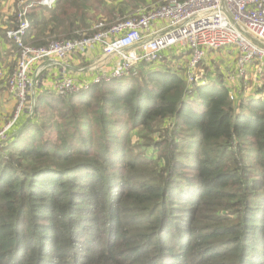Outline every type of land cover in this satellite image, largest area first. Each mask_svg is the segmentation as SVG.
<instances>
[{"label": "trees", "instance_id": "obj_1", "mask_svg": "<svg viewBox=\"0 0 264 264\" xmlns=\"http://www.w3.org/2000/svg\"><path fill=\"white\" fill-rule=\"evenodd\" d=\"M152 4L164 0L34 6L25 41L78 39ZM200 81L189 93L174 70L142 69L41 91L0 149V264H264V101ZM160 125L169 140L131 159L132 132Z\"/></svg>", "mask_w": 264, "mask_h": 264}, {"label": "built area", "instance_id": "obj_2", "mask_svg": "<svg viewBox=\"0 0 264 264\" xmlns=\"http://www.w3.org/2000/svg\"><path fill=\"white\" fill-rule=\"evenodd\" d=\"M55 3L56 0L17 1L13 14L15 28L8 30L6 36L18 55L16 70L7 81L18 106L12 120L0 132L2 146L27 106L34 109L41 90L43 66L58 67L95 46L101 48L102 56L90 68L100 69L104 61L114 60L111 70L104 69L102 75L86 85L63 75L53 84L55 95L73 96L89 90L92 85L137 77L144 68L162 69L160 62L169 51L179 54L180 58H183L182 52L187 51L189 63L184 80L188 82L189 93L201 83L200 80L198 83L197 68L209 51L235 49L238 55L236 76H245L252 67L264 73V0H164L163 5H148L116 24H99L93 34L78 39L54 40L45 47L26 42L31 26L29 11L34 6L53 8ZM231 92V99L237 100ZM249 93L246 92L244 98L264 101V84Z\"/></svg>", "mask_w": 264, "mask_h": 264}, {"label": "rangeland", "instance_id": "obj_3", "mask_svg": "<svg viewBox=\"0 0 264 264\" xmlns=\"http://www.w3.org/2000/svg\"><path fill=\"white\" fill-rule=\"evenodd\" d=\"M6 3L7 1L3 2L0 5V8L6 7L5 8L6 10L4 9L3 11V16L2 13L0 14V16H2L1 17L2 21H4L3 19H5L8 16V12L12 13L13 10L15 11V9L17 8L16 5V8L11 10L12 4L10 6H7ZM29 43L33 44L32 42ZM231 49L233 48L228 47L216 51H209L206 54V57L203 59V61L200 63V65L197 68L198 83H200L199 82L200 79L203 80V79L211 78L210 80L213 79V81L216 79L220 81L224 80L226 86L230 89V91H232L231 95L235 96V98L238 97L239 100V98L244 97L246 92L250 91L251 93L253 92L254 89H257V86L259 84H264V73L259 68L252 67L248 70L245 76L243 77L236 76L237 67H238V55L235 52V49L233 51ZM186 52L187 51H183L182 52L183 58H180L179 54H175V52L169 51V53H167V56H165V59L163 57L160 62V64L162 65L161 68L172 69L178 74H180L186 80L187 79L186 68L189 63V57L185 55ZM15 55L17 58L18 56L17 51H15ZM16 67H17V62H16ZM186 84L188 85V82H186ZM17 106H16V110H17ZM30 106L31 105H28L27 108L24 110V112L21 114V116L23 115L25 117L24 120L21 122L20 127L23 125V123L32 120L34 117L35 108L30 109L29 108ZM15 112L13 113V116ZM169 132L170 130L167 129V127L164 125L156 126L154 133L146 132L142 128L136 129V131L132 132L130 138L128 139V146L131 152V159L146 160L156 155V151L153 146H155L157 143H162L165 140H169V136H168ZM181 151L186 152L187 150L185 148H182Z\"/></svg>", "mask_w": 264, "mask_h": 264}, {"label": "crops", "instance_id": "obj_4", "mask_svg": "<svg viewBox=\"0 0 264 264\" xmlns=\"http://www.w3.org/2000/svg\"><path fill=\"white\" fill-rule=\"evenodd\" d=\"M15 2L16 0H8L6 5H14ZM14 6L16 7V4ZM5 8L6 7L0 8V14L2 13V16ZM10 14L11 13L8 12V15ZM2 16H0V132L6 128V126L12 119L13 113L15 112L17 106V100L15 96L10 93L7 86L8 78L11 76V74L16 68L17 58L15 55V49L6 36V28L9 24L7 23V17L3 19L4 21H2ZM231 50L233 51L234 49ZM167 53L168 52L164 53V59L165 56H167ZM101 56V48L99 46H95L93 48L88 49V51H86L85 53H78L77 55H74L66 63H63L58 67H46L44 65V71L42 72L40 78L42 79L40 92H53L54 82L57 79L61 78L63 75L70 76L78 83L84 85H86V83L91 84L96 76L102 75L104 69H106V71H110L111 68L114 66V60H106L102 63L103 67H101L100 69H91L90 65H92L95 61H98ZM149 69L154 68H146L145 70ZM210 79H207V81H213V79ZM24 117L25 116L22 115V119L20 118L14 125V127L9 131V139H12V137H14L18 133L20 124L24 120Z\"/></svg>", "mask_w": 264, "mask_h": 264}]
</instances>
